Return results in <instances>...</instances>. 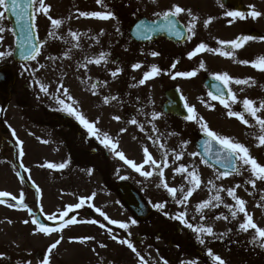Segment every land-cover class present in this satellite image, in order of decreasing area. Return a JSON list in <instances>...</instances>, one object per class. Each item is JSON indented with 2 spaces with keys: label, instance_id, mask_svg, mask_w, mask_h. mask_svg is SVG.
<instances>
[{
  "label": "flooded vegetation",
  "instance_id": "obj_1",
  "mask_svg": "<svg viewBox=\"0 0 264 264\" xmlns=\"http://www.w3.org/2000/svg\"><path fill=\"white\" fill-rule=\"evenodd\" d=\"M104 2L109 14L92 22L94 30L85 32L87 36L83 37L91 40L93 35V40L87 44L80 40L77 53L71 48L70 54H65L71 55V63L78 60L87 80L96 77L92 95L87 98L84 97L87 84H82L77 112L72 110L73 106H60L58 101L40 100L33 71L22 69L19 63L9 64L13 80L8 85L7 97L0 95V194L7 196L0 201V219L26 222L35 221L37 214L49 215L51 211L46 205L53 192L42 184L55 178L60 195L67 191L64 185L72 176L80 177L83 187L87 182L91 184L86 178H90L93 170L95 177L101 178L102 186H96L99 184L96 179L95 192L106 197L108 205L122 204L116 186L124 182L143 203L151 206V214L143 221L130 212L120 214L121 218L140 224L137 229L140 243L152 238L154 231L155 237L171 252L176 250L178 255L182 250L189 252L188 264H264V228L258 231L245 228L243 222L234 225L237 211L244 216L240 205H244L245 199L250 201L248 205H264V196L253 194L244 198L245 184L251 182L244 180L239 167L235 175L225 176L197 153L203 134L224 145L220 139L228 133V126L264 121V111L258 112L259 107L264 109V99L256 96V81L263 86L258 87L264 88V69H260L264 62V26L256 29V22L257 25L260 22L250 9L238 12L225 7L220 14L211 11L198 18L191 11L192 6L169 4L163 12L154 14L133 0ZM99 7L84 6L87 12ZM166 15H171L172 22L177 20L183 28L169 33L164 29L150 42L130 39L129 27L136 19ZM80 24L86 29L84 20ZM166 25L171 26L170 22ZM52 33L47 25L42 42H48ZM209 79L221 85L217 89L221 98L210 92L213 84ZM0 80L5 81L6 77L2 75ZM170 91L173 106L165 107ZM105 108L114 125L112 134L119 136L111 146L114 156L110 159L108 151L97 142L98 134L88 128L90 124L101 123ZM257 114L262 116L256 117ZM86 122L89 126H85ZM240 134L256 138V130ZM100 152L107 160L103 165H98ZM120 154L129 158L121 171L122 177L116 175L123 169ZM72 155L78 156L75 165L67 164ZM137 158L139 162L144 159L141 166ZM177 165L190 173L181 169L173 172ZM37 176L40 183L35 180ZM229 177L231 182L226 180ZM230 187L235 196L227 194ZM216 188L220 196L214 195ZM166 201L199 203L200 208L193 215L188 214L189 227H185L178 219L184 220L186 215L167 216L170 213L164 206ZM212 204L217 208L208 214L206 211ZM81 205L84 206L83 201ZM224 213L229 220L223 218ZM106 214L84 211L82 226H99L98 216L115 221L116 213H108V217ZM103 225L102 232L84 229L81 235L80 231V242L85 247L82 249L86 250L84 264L96 260L95 254L101 247L107 253L113 247L117 225L110 222ZM26 231L34 232L30 225ZM123 236L130 243L126 233ZM12 242L0 234V253L9 251L15 255ZM117 259L122 261V256ZM16 261L0 254V264ZM168 263L182 262L170 257Z\"/></svg>",
  "mask_w": 264,
  "mask_h": 264
},
{
  "label": "rangeland",
  "instance_id": "obj_2",
  "mask_svg": "<svg viewBox=\"0 0 264 264\" xmlns=\"http://www.w3.org/2000/svg\"><path fill=\"white\" fill-rule=\"evenodd\" d=\"M65 0H61V4L64 3ZM123 3V0H121ZM130 1V0H128ZM146 3H152L154 2V5L156 6V8H160L161 6V1L160 0H145ZM70 1H67V4H69ZM254 7H255V11L256 14L260 17V18H264V0H256V4L255 2L253 3ZM42 22H45L44 19H40ZM4 46H6V43L4 44ZM57 48L56 47H52L51 44H45L43 45V57H39L40 62H41V66L39 67V60L36 61L35 66V79L36 82L39 81V83L41 85L45 83L48 84H52L55 88V84H54V77L52 74H54V72L52 71V69H54V56H52V58L50 59V61H46L45 59V55L47 54H54L55 50ZM50 50V52H49ZM44 62V65H46V67H44L43 69L42 64ZM50 63V64H49ZM31 68V67H30ZM260 69H262V67H260ZM41 74H44V78L42 77ZM40 76V77H39ZM41 78V79H40ZM69 79V78H66ZM44 80V81H43ZM60 78H58L57 84L59 85L57 88L58 90L56 91V95L61 99V96H64L65 92L63 90V86H64V82L59 81ZM134 91V89H133ZM256 91L258 94H256V96H260L262 99H264V93L262 91H264V88H260L256 85ZM158 92L156 93V97L158 99ZM77 95V92L74 94ZM264 109H262L261 107H259L258 112H263ZM105 113H108V111H106ZM262 116V114L260 115H256V117ZM107 118V117H106ZM245 125H239L241 128L242 132L247 133L248 131H254L256 130L258 137L261 139L259 142H263L264 141V121H262L261 123H250V124H246L243 123ZM258 126V127H256ZM236 127V126H235ZM228 131L229 133H235L234 135H229V134H225L223 135L222 139H219L231 146L234 149H238L239 150V154L242 155L243 152L245 153L244 156H240V170L241 172H243L242 177L244 178V180L251 182V184L246 183L245 184V197L249 198L248 195L252 196L253 194H263L262 196H264V179H261V177L257 174V172H261L262 177H264V159L260 156L257 157V146L255 145V142L253 141V139L251 141H244L243 137L241 136L240 133L237 132V130H232L234 128V126L230 125L228 127ZM107 143L110 142V140L106 141ZM248 144L247 148H246V144ZM258 143V142H256ZM246 148V150H245ZM102 159V154L100 152V157ZM70 164V163H69ZM183 170V172H188L190 173V171L182 168L181 166L177 165L175 168H173V172L175 170ZM93 174V173H92ZM172 175V173L170 172V176ZM174 177V176H173ZM165 181H167L168 178H164ZM227 181H230V178L226 179ZM73 182H75L74 185V189L73 191H69V193L67 195L64 196L65 200H66V204H65V210L67 211H72L71 209L75 208L74 213H75V221L73 222V224L70 227H67L68 230V235L70 238H80L78 234H80L81 231V235L84 233V229L86 230H90L93 231L95 229L100 230L101 232L103 230H105V226L103 225L108 224L109 222L112 224H116L117 225V232L115 231L114 233L116 234L114 243H113V247L109 250V253L111 255V261H113V264H152L153 262L156 264L161 263V261L157 258V255L155 252L151 251V246L154 244V242H158V240H156L155 238H146L145 240H143L142 244H138L137 242L133 241V237L134 235H136V227H133L131 225V223L129 221H126L124 218H121L119 215L114 217L115 221L112 219H103L102 216H100L99 218V226L96 225H83L82 226V221L84 220V218L82 216H80V218L78 217V214L81 212V208L79 210L80 205V201H86L87 203H89L88 206H91L92 209L96 212H112V213H119V206L116 204L115 206H111V208L107 207L105 210L102 209L103 205H104V199H100L99 201L97 200L96 197H98L97 195H95V193L92 190V187L90 186L88 189L90 190H86V192L83 193L82 196H78L77 191L78 190H82L83 187L79 185V181L78 178L72 180ZM225 183V179L222 180L221 185ZM231 186V185H229ZM228 186V187H229ZM236 188V187H235ZM172 191V190H171ZM213 193L216 196H220L219 194V190L218 188L213 189ZM236 192L231 189V187L229 188V190L227 191V194H231L232 196H235L234 194ZM93 197V198H92ZM84 198V200H83ZM166 205H171L168 206V208L172 211V212H180L181 214H183V216L186 215V218L183 220L185 223V227H189V221H188V214H194L196 211H198V209L200 208L199 203L196 204H192V206L190 204H188L187 201H182V202H176L174 203V205L167 203V201L165 202ZM228 203V202H226ZM231 208L234 206L232 204H228ZM206 206V205H205ZM235 207V206H234ZM46 208L49 211H55L56 209H58L59 207L57 205H55L54 203L50 202L47 203ZM216 205L212 204L209 206V210H207L206 212L208 214L214 213V210L216 209ZM236 209L234 210H230V212H234ZM229 212V211H228ZM245 216V218H244ZM242 211L239 212L237 211V216H235L234 219V225H236L237 223H247L249 224V220L254 222L253 227L256 228V217L253 218V220L249 219L246 220L247 216L244 215ZM79 218V219H78ZM223 218L226 220H229V216L227 213L223 214ZM132 222V221H131ZM223 223V222H222ZM17 228L19 229V225H17ZM127 233L131 243H126L124 240V236L123 234ZM106 235H108V233H105ZM153 234V232H152ZM16 238V244L19 243L20 244V249L23 252V249H26L25 247L26 244H24L26 242L25 237L21 236V235H17L16 233L13 234ZM104 235V234H102ZM33 238V237H32ZM63 236H61V232L55 233L53 235H48V234H42L40 233L38 230L36 231V235H35V242H36V249H38L39 251H43L44 253V259L42 261L39 260H35L33 258L31 262V264H60V262H62V258L63 261L65 262L66 260H68L69 262H71L73 260V258L76 256V252H70L68 250V248H65V244L62 243L63 241ZM48 246H45V245ZM131 244V245H130ZM32 247V245H31ZM68 250V251H67ZM103 250H106L105 248H103ZM104 253V251H101ZM109 255V256H110ZM122 256V261H119L117 258ZM181 260L187 261L190 260L188 259V256L184 255L182 258H180ZM101 260L105 261L104 257L101 256ZM48 261V262H47ZM53 261V262H52ZM84 262V260L82 261ZM90 264H93V262L91 261ZM162 264V263H161ZM184 264H186L184 262Z\"/></svg>",
  "mask_w": 264,
  "mask_h": 264
},
{
  "label": "water",
  "instance_id": "obj_3",
  "mask_svg": "<svg viewBox=\"0 0 264 264\" xmlns=\"http://www.w3.org/2000/svg\"><path fill=\"white\" fill-rule=\"evenodd\" d=\"M12 20H13V21H19V20H20V18H19V17H17V19H15V18H13V17H12ZM227 152H228V157H227V158H228L230 161H232V159H233V158L231 157V154H230V152H229V151H227Z\"/></svg>",
  "mask_w": 264,
  "mask_h": 264
}]
</instances>
